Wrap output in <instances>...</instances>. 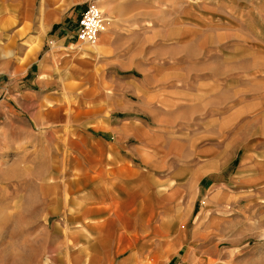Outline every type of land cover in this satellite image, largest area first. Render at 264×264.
<instances>
[{"label":"rangeland","instance_id":"374dc122","mask_svg":"<svg viewBox=\"0 0 264 264\" xmlns=\"http://www.w3.org/2000/svg\"><path fill=\"white\" fill-rule=\"evenodd\" d=\"M40 1L0 17V264H264V0Z\"/></svg>","mask_w":264,"mask_h":264},{"label":"crops","instance_id":"0c3cea01","mask_svg":"<svg viewBox=\"0 0 264 264\" xmlns=\"http://www.w3.org/2000/svg\"><path fill=\"white\" fill-rule=\"evenodd\" d=\"M42 1V2H41ZM39 5H38V9H41L42 7H44L46 4L43 2V0H41ZM17 2H21V4H25V2H28V0H0V17H2V15H6V12L7 14L9 15H12L13 14V18H16L17 19L19 17H21L23 14L22 13H19L17 10L18 8L15 7V4ZM19 7V6H18ZM23 6H20V8H22ZM15 8L17 9L15 11ZM46 8V6L44 7ZM32 9V8H31ZM13 12V13H12ZM17 12V13H16ZM78 16V15H77ZM76 16V18H77ZM39 18V17H38ZM26 19V18H25ZM42 19L45 21V22H48L49 20V16L47 14H42ZM75 24H76V19H75V22H74V27L72 30H70V33L68 36L65 35V37H67L69 40H71V44L72 46H78L79 41L76 40V38L73 36V31H74V28H75ZM69 48V47H68ZM123 174L125 176H131V173H130V170L126 168L125 172H123ZM93 180H90L91 183ZM135 182L138 183L139 180L137 179H134ZM101 189V188H100ZM104 195L103 193V189L100 190V192H95V195ZM122 197V204L121 206H125V200H126V193H123V196ZM81 215H90L91 213L94 212V214H101V219L99 221V223L97 224H94L92 225L91 224V228H92V231L93 232H96V233H100L101 234V241H108L109 240V234H107V231H106V228L107 226L115 221L117 218H120V214L118 211L116 210H107V207L106 208H96L94 210L92 209H88V210H85L82 208V211H81ZM113 213V216L110 215ZM108 214V215H107ZM115 216V217H114ZM145 217L143 215H141L140 213H138L136 215V218L134 220V222L136 224H139V222H142V220L144 219ZM132 221L129 219L128 220V223H131ZM142 227L144 229V231L146 232L144 235L140 236V237H137V239H141V240H146L147 237H151L154 235V233L156 232V228L149 223V221L146 219V223H142ZM95 230H98V231H95Z\"/></svg>","mask_w":264,"mask_h":264},{"label":"built area","instance_id":"2783aa9c","mask_svg":"<svg viewBox=\"0 0 264 264\" xmlns=\"http://www.w3.org/2000/svg\"><path fill=\"white\" fill-rule=\"evenodd\" d=\"M103 19V14L96 5L88 4L79 11L73 36L79 42H92L101 30Z\"/></svg>","mask_w":264,"mask_h":264},{"label":"bare ground","instance_id":"6f19581e","mask_svg":"<svg viewBox=\"0 0 264 264\" xmlns=\"http://www.w3.org/2000/svg\"><path fill=\"white\" fill-rule=\"evenodd\" d=\"M102 27V26H101Z\"/></svg>","mask_w":264,"mask_h":264}]
</instances>
